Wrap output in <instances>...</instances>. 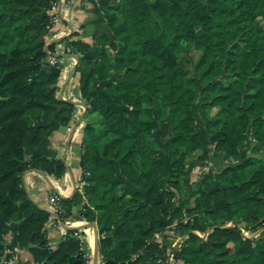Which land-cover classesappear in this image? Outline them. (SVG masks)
<instances>
[{"label": "trees", "instance_id": "1", "mask_svg": "<svg viewBox=\"0 0 264 264\" xmlns=\"http://www.w3.org/2000/svg\"><path fill=\"white\" fill-rule=\"evenodd\" d=\"M50 7L0 0V209L17 203L5 219L20 221L17 244L35 263L88 264L77 227L51 248V212L23 184L31 168L65 173L62 158L28 156L27 142L32 134L38 146L77 104L58 96L60 67L47 60ZM102 9L109 32L70 41L82 53L87 112L98 115L84 125V190L58 197L59 214L81 204L104 264H168L157 234L172 222L183 264H264V235L237 223L264 226V0H115ZM100 88L108 98L94 94ZM206 143L229 164L187 184L188 160Z\"/></svg>", "mask_w": 264, "mask_h": 264}, {"label": "crops", "instance_id": "2", "mask_svg": "<svg viewBox=\"0 0 264 264\" xmlns=\"http://www.w3.org/2000/svg\"><path fill=\"white\" fill-rule=\"evenodd\" d=\"M103 1L113 2L115 0H74L69 6L62 2L59 3L60 19L53 23L46 35L49 46L54 44L53 49H48L47 60L51 65L60 67L57 83L58 96H62L65 100L76 101V110L68 122H63L64 115L58 114L47 136L38 146L33 145L31 134L27 142V154L30 156L33 152L40 151L51 158H62L66 162L67 169L61 176L36 168L28 169L23 173V184L32 199L51 212L46 223L51 248L59 246L68 226L77 227L81 230L82 248L89 258L88 264H104L99 248L96 250V239L100 238L99 233L97 236L92 227H85V224L90 221L81 215V204L74 206L69 215L61 217L60 208L52 196L56 194L58 197H69L77 190L81 192L84 190L82 154L84 125L88 120L85 117L82 119L84 113L82 109L85 107L79 102L87 104V101L81 96L80 75L77 71V61L82 53L79 49L73 48L70 41L81 39L92 44L98 34L109 32L110 28L102 9ZM256 145L264 147V144ZM228 164L229 162L222 159L221 154L214 149L211 143H206L188 160L190 173L187 184L193 185L210 168L221 170ZM16 207L17 203L8 199L5 209H0V247H4V253L0 256V264H33L35 260L29 247H21L17 244L16 233L20 221L5 219L6 212ZM237 223L244 225L245 229L249 228V232L244 230L249 236L259 238L264 235V226L251 228L243 220H238ZM157 239L165 250L163 257L168 264H183L181 260H177L176 263L172 262L174 249L183 239V235L175 231L174 222L165 231L158 233ZM13 251L15 252L13 256L6 260V254Z\"/></svg>", "mask_w": 264, "mask_h": 264}, {"label": "rangeland", "instance_id": "3", "mask_svg": "<svg viewBox=\"0 0 264 264\" xmlns=\"http://www.w3.org/2000/svg\"><path fill=\"white\" fill-rule=\"evenodd\" d=\"M197 54V53H196ZM78 62L79 61H77V64H78ZM100 86V85H99ZM102 86V85H101ZM97 93H99V94H101L102 96H104V97H106V98H108V94H107V92L104 90V89H94V94H97ZM86 100H88V99H86ZM83 105V104H82ZM85 108H83L82 110H83V115H82V119H84L83 117H85V119L86 120H88V121H92V120H94L95 118H96V116L98 115V112H93V113H90V112H87V108H88V103H87V106H85V105H83ZM112 107H115V106H113L112 105ZM82 108V107H81ZM117 108V107H116ZM81 110V111H82ZM216 110V108H214V109H212L211 110V112L213 113L214 111ZM121 117H123V112L122 111H120V113H119V115H118V118H121ZM203 132V131H202ZM203 134H204V132H203ZM241 228H242V230L244 231H247V232H249L248 231V227L245 229V227H244V225H242V224H240L239 225ZM251 229V228H250ZM244 231V232H245ZM252 231V230H251ZM180 244V243H179ZM179 246V245H178ZM177 246V247H178ZM177 260H181L180 258H178L177 256H176V252H175V249H174V255H173V259H172V262H174V263H176L177 262ZM182 261V260H181ZM182 263H183V261H182Z\"/></svg>", "mask_w": 264, "mask_h": 264}, {"label": "built area", "instance_id": "4", "mask_svg": "<svg viewBox=\"0 0 264 264\" xmlns=\"http://www.w3.org/2000/svg\"><path fill=\"white\" fill-rule=\"evenodd\" d=\"M73 1L74 0H51V7L49 8V12L51 14V21L55 23L60 19V14H59V3L60 2L69 6L73 3ZM52 199L56 202L57 206L60 208V205L58 203V196L56 194H53ZM33 264H41V263L34 262Z\"/></svg>", "mask_w": 264, "mask_h": 264}, {"label": "water", "instance_id": "5", "mask_svg": "<svg viewBox=\"0 0 264 264\" xmlns=\"http://www.w3.org/2000/svg\"><path fill=\"white\" fill-rule=\"evenodd\" d=\"M46 49L47 50L49 49V44L46 45ZM60 98L63 99L62 96H60ZM79 103L87 106V104L85 102H83V103L79 102ZM85 227H92L94 229V231H95V234L98 236L99 232H98V228H97L96 222H89V223L85 224ZM69 228H73V227L68 226L67 229H69ZM98 248H99V238L97 237V239H96V250H98Z\"/></svg>", "mask_w": 264, "mask_h": 264}]
</instances>
